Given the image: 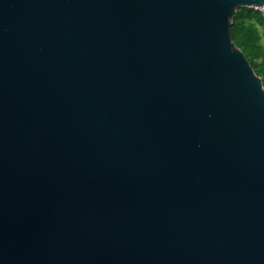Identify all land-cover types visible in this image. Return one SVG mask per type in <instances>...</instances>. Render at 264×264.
<instances>
[{"label": "water", "instance_id": "1", "mask_svg": "<svg viewBox=\"0 0 264 264\" xmlns=\"http://www.w3.org/2000/svg\"><path fill=\"white\" fill-rule=\"evenodd\" d=\"M260 6L0 0V264H264Z\"/></svg>", "mask_w": 264, "mask_h": 264}, {"label": "trees", "instance_id": "2", "mask_svg": "<svg viewBox=\"0 0 264 264\" xmlns=\"http://www.w3.org/2000/svg\"><path fill=\"white\" fill-rule=\"evenodd\" d=\"M253 8H237L230 27L232 42L245 55L255 74L260 77L264 88V49L259 47L258 31L254 24L249 23L251 19L258 20L264 31V16ZM257 59L258 62H257Z\"/></svg>", "mask_w": 264, "mask_h": 264}, {"label": "rangeland", "instance_id": "3", "mask_svg": "<svg viewBox=\"0 0 264 264\" xmlns=\"http://www.w3.org/2000/svg\"><path fill=\"white\" fill-rule=\"evenodd\" d=\"M259 17H262V16L259 15ZM248 22L254 24V26L256 27V30L258 31V34L260 36L258 41H257V43L259 44L258 46L261 47L262 49H264V31H263L261 23L255 19H251ZM258 60L259 59H257V62H258Z\"/></svg>", "mask_w": 264, "mask_h": 264}, {"label": "built area", "instance_id": "4", "mask_svg": "<svg viewBox=\"0 0 264 264\" xmlns=\"http://www.w3.org/2000/svg\"><path fill=\"white\" fill-rule=\"evenodd\" d=\"M253 9L257 10L262 16H264V6L254 7Z\"/></svg>", "mask_w": 264, "mask_h": 264}]
</instances>
